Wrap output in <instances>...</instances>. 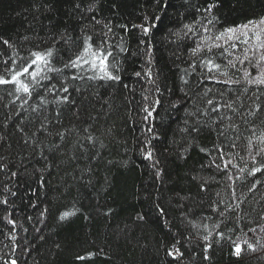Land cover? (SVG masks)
<instances>
[{
	"label": "trees",
	"instance_id": "16d2710c",
	"mask_svg": "<svg viewBox=\"0 0 264 264\" xmlns=\"http://www.w3.org/2000/svg\"><path fill=\"white\" fill-rule=\"evenodd\" d=\"M263 17L264 0H0V75L48 49L60 70L31 97L0 85V264H264V61L215 39ZM98 50L120 80L83 64ZM50 84L69 102L32 111L64 95Z\"/></svg>",
	"mask_w": 264,
	"mask_h": 264
},
{
	"label": "snow or ice",
	"instance_id": "6c2138e0",
	"mask_svg": "<svg viewBox=\"0 0 264 264\" xmlns=\"http://www.w3.org/2000/svg\"><path fill=\"white\" fill-rule=\"evenodd\" d=\"M214 7V5H209L208 9L206 11L211 12L212 8ZM147 19V18H146ZM209 23H211V21H209ZM260 24H264V18H261ZM249 24H253L252 21H249ZM242 28H247L248 25H243L240 26ZM205 32L209 31V29L206 27ZM149 31L148 28H143V32L147 33ZM238 31V29L236 28H229L226 29L224 33H220L219 35H217L215 37V39L217 41L221 40L225 34H230L228 35V40H232L234 38V34ZM261 31H264V29H261ZM256 40L259 41L260 40V33L257 32L256 34ZM245 36H247V33H245ZM91 39L90 37L87 38L85 40V43L87 44V40ZM235 39H239V37H235ZM225 43H227V41H225ZM244 43H247V40L244 41ZM4 44H8V41H4ZM262 47H264V45H261ZM222 45L219 43H213L209 46V51L212 50V48H221ZM231 47L234 49L237 47L236 43L231 44ZM91 48V45H88L87 47L84 48V52L87 53L89 52ZM123 50V49H122ZM193 54L197 53L200 51V45H197L196 48H194L193 50ZM99 55L97 54H93V58L91 61H87L84 60L83 64H88L91 63V67L93 69L99 67L100 71L103 73V75L100 77L101 79H110V80H120V76L119 75H113L111 72L108 71V57L112 56L113 53L112 52H107L105 53L103 50H98ZM228 49L225 48L224 49V53H227ZM224 53H221V55H223ZM244 60L248 59V50L245 49L244 50ZM229 55H231V53H228ZM53 56V50L52 49H48L46 52L44 53H40V52H31L30 53V57H32V59L30 60V62H27L24 60L23 57L20 58V60L23 62L22 63V67L21 70L19 71H14L13 69H6L5 72L7 74H10V79H5L4 75H0V85L3 84H15L16 85V92L17 93H24L27 94L28 97H31L33 95V93L35 92L36 87L40 86V81L43 80H49V82L51 81V78L47 75V72H59V69H56L54 67H47L48 65H50L51 60L50 58ZM81 57H76V60H72L69 61L68 64H65V68H75L78 66V63L81 61ZM261 61H264V54L260 55L259 58ZM244 60H241L240 63H243ZM5 63H7V61H5ZM12 63L15 65L17 63V61L14 59L12 61ZM202 63L206 64L209 68V72L213 71V70H219L221 65L215 63L212 59H207L206 61H202ZM229 64L232 67H235V63H233V61H229ZM34 65H38L40 67H37L35 69H33ZM79 66H83L82 64ZM45 67H47V71H45ZM113 67H115V65H113ZM30 69H33L32 71H30ZM25 74L29 75L31 77V83H27L24 82L21 77L24 76ZM137 76L140 75V73H136ZM249 73L245 72V76H248ZM96 77H90V79H95ZM211 78V77H210ZM72 79H79V76H73ZM230 82V81H228ZM249 84H264V74H261V76H258L255 79H249L247 81ZM44 90L47 92H59V93H64V95H56L55 100L52 102H49L45 97L40 96V102L39 104L35 105L34 107H32V111L36 112L38 110H40L44 105L49 104V103H55L57 105H61V104H66L69 102L70 100V96L67 94L69 92V88L67 86H61L59 89L56 88L55 85H51L50 86H44ZM158 90V89H157ZM77 91H79V89H77ZM37 96H39V93H36ZM19 99V97H17ZM147 99V98H145ZM23 104H28L29 101L28 100H23L22 102ZM157 103H159V101H157ZM208 105H213V101L212 100H208L207 101ZM222 107H225L224 105H215L212 108V111L214 113H218L220 111V109ZM226 107L228 108H232L231 104L226 105ZM259 107V105L257 106ZM234 110V109H233ZM144 111H146L148 113V115L144 118V119H148V117H150L152 115V111L149 110L148 108H145ZM61 113H57V117L60 116ZM19 127V126H18ZM44 125H41V128H43ZM20 131H23V129H19ZM150 130V129H149ZM192 131H197V129L195 127H193ZM58 135L60 136L61 139L65 138V133H58ZM87 140L91 141L93 138L91 136L86 137ZM148 156L150 158L151 153H148ZM254 159V158H253ZM0 167H3L2 165H0ZM241 171H243V169H241ZM261 168H253L251 170V172H249V175H255V173L260 172ZM13 175H15V173H13ZM231 178V177H230ZM259 182V181H258ZM256 185L253 184L252 187L254 188ZM251 190V189H250ZM6 203V201H5ZM72 213L69 212H64L61 214V219H64L66 217H68L69 215H71ZM10 223H12V221H9ZM205 239H207V237H205ZM249 247H252L251 245H249ZM241 246L239 244L235 245L234 251L236 254H239L241 252ZM168 255H173V253L170 251L168 253ZM207 258V257H206ZM79 259H83V257H80ZM12 264H16L15 261H12Z\"/></svg>",
	"mask_w": 264,
	"mask_h": 264
},
{
	"label": "rangeland",
	"instance_id": "374dc122",
	"mask_svg": "<svg viewBox=\"0 0 264 264\" xmlns=\"http://www.w3.org/2000/svg\"><path fill=\"white\" fill-rule=\"evenodd\" d=\"M264 18V17H263ZM261 19L258 21L253 22V24H246L248 25L247 28L238 27V31L234 34L235 37H245V33H247L246 38L248 39L246 49L248 50V55L254 56L258 55V52L261 54H264V47L261 45H264V31H261V29H264V24H260ZM260 33V40H256V33ZM262 41V42H261ZM258 51V52H257ZM259 72L257 74H262L264 72V66L258 70Z\"/></svg>",
	"mask_w": 264,
	"mask_h": 264
}]
</instances>
